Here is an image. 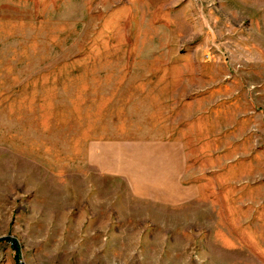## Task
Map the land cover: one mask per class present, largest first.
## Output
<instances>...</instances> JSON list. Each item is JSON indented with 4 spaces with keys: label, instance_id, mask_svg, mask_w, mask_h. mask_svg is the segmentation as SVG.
<instances>
[{
    "label": "rangeland",
    "instance_id": "1",
    "mask_svg": "<svg viewBox=\"0 0 264 264\" xmlns=\"http://www.w3.org/2000/svg\"><path fill=\"white\" fill-rule=\"evenodd\" d=\"M106 140L182 141L196 201ZM0 264H264V0H0Z\"/></svg>",
    "mask_w": 264,
    "mask_h": 264
},
{
    "label": "crops",
    "instance_id": "2",
    "mask_svg": "<svg viewBox=\"0 0 264 264\" xmlns=\"http://www.w3.org/2000/svg\"><path fill=\"white\" fill-rule=\"evenodd\" d=\"M189 156L179 140H106L90 143L87 162L102 175L124 178L129 199L176 208L199 194L186 178Z\"/></svg>",
    "mask_w": 264,
    "mask_h": 264
},
{
    "label": "trees",
    "instance_id": "3",
    "mask_svg": "<svg viewBox=\"0 0 264 264\" xmlns=\"http://www.w3.org/2000/svg\"><path fill=\"white\" fill-rule=\"evenodd\" d=\"M6 240L11 242L12 249L16 252V257H18L19 256V250H18V245L16 244V242L11 240V239H6Z\"/></svg>",
    "mask_w": 264,
    "mask_h": 264
}]
</instances>
